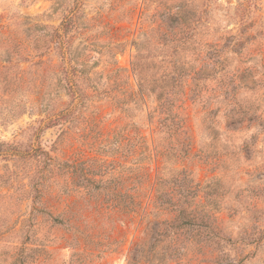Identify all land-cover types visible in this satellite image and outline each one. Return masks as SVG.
Returning a JSON list of instances; mask_svg holds the SVG:
<instances>
[{"label":"rangeland","instance_id":"obj_1","mask_svg":"<svg viewBox=\"0 0 264 264\" xmlns=\"http://www.w3.org/2000/svg\"><path fill=\"white\" fill-rule=\"evenodd\" d=\"M0 264H264V0H0Z\"/></svg>","mask_w":264,"mask_h":264},{"label":"trees","instance_id":"obj_2","mask_svg":"<svg viewBox=\"0 0 264 264\" xmlns=\"http://www.w3.org/2000/svg\"><path fill=\"white\" fill-rule=\"evenodd\" d=\"M73 93H74V91H73ZM79 97H80V95H79ZM81 104H82L81 100L77 104H75L73 107V112L78 110L80 108ZM50 111L51 112L46 116L47 125H49V124L54 125L55 123H57L61 120L62 121L66 120V118H68L69 121L72 120L73 116H69V114L66 115V113H62L61 111H55V112L52 110H50ZM28 155L32 159V162L35 163V165L30 166V167H32L31 168L32 170H30L29 174L30 173H33V174H31L29 177H30L31 182L33 183L32 187H33L34 191H36V193L38 195H40L42 193V189L44 187V184H43L44 182H42V181L49 179L50 176H51V180L53 179L54 174H52V173H53V169H54L53 168L54 163H53L52 158L49 157V154L39 146L37 148L32 149L28 153ZM38 165L43 167V169H46V167H47L46 173L45 172L42 173L41 170H38L39 168L36 167ZM47 176H48V178H47ZM46 188H48V187L46 186ZM129 211H130V209H127L126 213ZM20 261L22 262L23 259L21 258ZM27 261H28V259H27Z\"/></svg>","mask_w":264,"mask_h":264}]
</instances>
